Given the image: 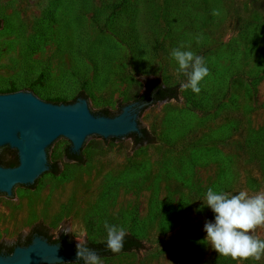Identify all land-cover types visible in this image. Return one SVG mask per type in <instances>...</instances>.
I'll return each mask as SVG.
<instances>
[{
	"label": "rangeland",
	"instance_id": "rangeland-1",
	"mask_svg": "<svg viewBox=\"0 0 264 264\" xmlns=\"http://www.w3.org/2000/svg\"><path fill=\"white\" fill-rule=\"evenodd\" d=\"M181 46L209 68L198 94L170 57ZM154 77L179 85L138 116L154 141L91 135L82 163L65 157L68 139L50 147L57 174L0 195V247L36 226L99 242L107 221L143 247L99 264H264V253L233 259L202 243L209 187L264 192V0H0V90L65 101L83 92L92 112H119ZM253 234L264 239V225Z\"/></svg>",
	"mask_w": 264,
	"mask_h": 264
},
{
	"label": "water",
	"instance_id": "water-1",
	"mask_svg": "<svg viewBox=\"0 0 264 264\" xmlns=\"http://www.w3.org/2000/svg\"><path fill=\"white\" fill-rule=\"evenodd\" d=\"M150 101L134 100L112 116L93 113L85 97L73 102L53 103L30 90L0 93L1 147L16 151L15 166L0 165V195L13 199L20 186L36 185L50 175V147L68 139L70 150L78 152L87 137H123L139 130L140 109ZM76 252L65 251L59 243L33 234L25 245L0 253V264H70Z\"/></svg>",
	"mask_w": 264,
	"mask_h": 264
},
{
	"label": "clouds",
	"instance_id": "clouds-1",
	"mask_svg": "<svg viewBox=\"0 0 264 264\" xmlns=\"http://www.w3.org/2000/svg\"><path fill=\"white\" fill-rule=\"evenodd\" d=\"M213 14H217L215 10ZM183 46L173 48L170 57L178 65L177 72L185 77L182 87L194 94L201 91L200 82L209 74L205 59ZM203 203L211 209L213 220L203 227L202 243L210 245L218 254L233 259L259 260L264 253V239L254 235V230L264 225V192L249 195L246 191L228 193L209 187L204 193ZM106 233V249L118 252L123 247L125 230L107 221L103 225ZM75 264H99V256L86 244L76 246Z\"/></svg>",
	"mask_w": 264,
	"mask_h": 264
},
{
	"label": "trees",
	"instance_id": "trees-1",
	"mask_svg": "<svg viewBox=\"0 0 264 264\" xmlns=\"http://www.w3.org/2000/svg\"><path fill=\"white\" fill-rule=\"evenodd\" d=\"M143 83H144L143 90L135 100L147 101V102L150 101V103L148 104V105H150V104L156 103L158 101L168 100V99H176L178 97L179 85H177V84L166 85V84L162 83L156 77L145 78ZM16 90H21V89H17L15 87L11 86L7 89L0 90V93L13 92ZM24 90H27V89H24ZM79 96L87 98V96L83 92H80L76 97H74L70 101H65L64 99H62L60 97L47 98L46 101H50L53 103H68V102H73ZM148 105H146L140 109L139 115L144 110V108H146ZM93 113L112 116L118 112H111L108 108H101V109H98L96 111H93ZM126 136L130 137L133 140L134 144H138V145H141L142 143H150V142L154 141V136L152 134H150L149 131L141 125H140L138 131L131 132ZM111 138H116V137H111ZM1 149L2 150H11L8 146H3V147H1ZM14 152H15V157L12 160H4L3 158L0 157V165H3V166H15V165H17V163H18L17 154H16L15 150H14ZM64 155L67 159L74 160L78 163H82L84 161V157H83L81 150L78 152H72L70 150V144L65 147ZM47 170L53 174H57L58 173L57 162L56 161L49 162ZM32 185H33V183L32 184H26L25 186L30 187ZM33 234L41 235L42 237L46 238L48 242L59 243L61 245V247L69 253H73L76 251L77 243H75L73 241V239L70 237V235L68 233L62 232L57 237H53L51 234L48 233L47 228L40 227V226L34 227L31 230V233L26 238V240L23 241L22 243L14 244V245L8 246V247L1 246L0 251L10 253L15 245L27 244L30 241L31 236ZM81 244H86L92 251L96 252L98 255H106V254L107 255H113V254L121 253L124 251H129L132 249H139V248L143 247L141 239L138 238L136 235L131 234V233H125V237H124V241H123V247L118 252H111V251L107 250L105 247L106 240L99 241V242L81 243ZM81 264H82V262H81Z\"/></svg>",
	"mask_w": 264,
	"mask_h": 264
},
{
	"label": "flooded vegetation",
	"instance_id": "flooded-vegetation-1",
	"mask_svg": "<svg viewBox=\"0 0 264 264\" xmlns=\"http://www.w3.org/2000/svg\"><path fill=\"white\" fill-rule=\"evenodd\" d=\"M76 252V251H75ZM0 253H6V252H4V251H0ZM74 253V252H73Z\"/></svg>",
	"mask_w": 264,
	"mask_h": 264
}]
</instances>
